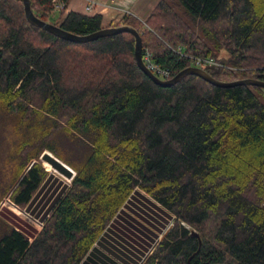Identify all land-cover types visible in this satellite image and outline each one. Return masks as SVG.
Listing matches in <instances>:
<instances>
[{"label": "trees", "instance_id": "16d2710c", "mask_svg": "<svg viewBox=\"0 0 264 264\" xmlns=\"http://www.w3.org/2000/svg\"><path fill=\"white\" fill-rule=\"evenodd\" d=\"M69 2L30 6L76 36L133 28L169 79L204 58L218 64L201 67L215 80L264 82V0H161L143 21L124 15L106 27L101 15L67 12ZM134 49L128 33L57 38L28 22L22 2L0 0V109L18 120L16 152L36 145L10 201L24 210L47 180L44 151L74 171L32 241L0 221V264H81L135 190L173 220L146 264H264V89L193 75L164 88Z\"/></svg>", "mask_w": 264, "mask_h": 264}, {"label": "crops", "instance_id": "0c3cea01", "mask_svg": "<svg viewBox=\"0 0 264 264\" xmlns=\"http://www.w3.org/2000/svg\"><path fill=\"white\" fill-rule=\"evenodd\" d=\"M94 1L104 5L103 12L100 10L101 7L93 12H87V0H70L67 7V12L71 11L89 16L99 14L102 16V26L106 27L109 24H113L117 18H120V11L123 12L124 10L133 14L131 16H133L134 18L143 21L149 16V14L161 0ZM51 185L52 176L49 174L47 180L42 184L39 191L34 195L32 202L28 206H26L23 212H28L27 214L35 218L34 216L37 215V210L40 212L42 207L44 206L45 214L46 209L49 207V204L55 198V196L53 197V193L56 187L50 188ZM37 204L39 205V207L34 212V208L37 206ZM43 215H41V217ZM120 217L122 218H118L117 216L111 221V223L106 228L103 236H101L99 241L94 244L81 264H143L148 256L151 255L155 248V245H151V242L155 241V239L158 238L157 235H155L156 232H149L148 227L135 216H127L129 218L123 216ZM149 217L153 218V216ZM151 218H148V221H150ZM155 219L157 223H161L159 219ZM155 226L160 230L161 226H157V224H155ZM32 227L33 226H30V231L26 228L28 230V233L22 231V233L28 237L29 241H32L35 237H32L33 232H31V229L34 230V228ZM143 232H145L146 236L142 235ZM149 234L151 237L149 236ZM117 236H119L120 238H117ZM127 236H129L130 238H127ZM148 237L151 239H148ZM130 246L132 247L128 248ZM111 250H114L115 254ZM138 250L140 251L139 253Z\"/></svg>", "mask_w": 264, "mask_h": 264}, {"label": "rangeland", "instance_id": "374dc122", "mask_svg": "<svg viewBox=\"0 0 264 264\" xmlns=\"http://www.w3.org/2000/svg\"><path fill=\"white\" fill-rule=\"evenodd\" d=\"M103 9L104 7H102L100 10L103 12ZM219 56L220 58L225 59L226 54L224 52H221ZM18 125L19 124L17 118L11 115H7L5 111L0 109V221L5 222L7 225L11 226L14 229H17V231H23L25 233L28 231L27 229H29L30 231V226H33L32 228H34V230L31 229V232H33L32 237H36L39 231L42 229L43 223L40 222L39 226L34 224L33 220L31 219L32 216L27 214L28 212L24 213L23 210H20L16 206H14L9 198L12 193L11 190L16 183L15 182L13 185L19 165H21L22 162H24L29 156L34 154V151L36 149V145L33 143L31 144V147L24 153L18 154L16 152V147L22 139V137L19 136V133H16V127ZM59 137L60 135H58L57 138ZM60 141L56 140L55 146L58 147L61 152H66V145L65 143L63 144L64 140L60 138ZM41 163L48 174L52 176V185L50 188L56 187L53 193L54 197L55 194H58V192L61 191L63 186L69 185L71 180H68L60 174L56 173L50 167H46V164L44 162L41 161ZM2 204H4V206L1 207ZM38 207L39 205L37 204V206L34 208V212ZM44 211V206L42 207L40 212L37 210V215L34 216V219L41 220V215L44 214ZM120 216H135L148 227L149 232H156L155 235H157L158 238L155 239L156 242H151V245H155V247L157 246V243L162 240V236L166 232V230L169 227L172 228L173 226V220L171 219V217L166 216L163 209L149 196H147L140 190H135L131 194L130 199L125 203V207H122L121 213L118 215V218H122ZM149 216H153V218ZM148 218H151V222L148 221ZM155 218L159 219L161 223H157ZM155 224H157V226H161V229L159 230L158 227L155 226ZM104 233L105 232H103L101 236H103ZM142 235L146 236L145 232H143ZM101 236L98 238L96 243L99 241ZM117 238L120 237L117 236ZM127 238L130 237L127 236ZM148 239L151 238L148 237ZM131 247L132 246L128 248ZM111 251L115 254L114 250ZM139 252L140 251L138 250V253ZM144 263H147V259L144 261Z\"/></svg>", "mask_w": 264, "mask_h": 264}, {"label": "water", "instance_id": "95a60500", "mask_svg": "<svg viewBox=\"0 0 264 264\" xmlns=\"http://www.w3.org/2000/svg\"><path fill=\"white\" fill-rule=\"evenodd\" d=\"M23 3L24 6V12L25 16L29 23L34 25L37 28H40L53 36L72 42V43H89L96 41L100 38L109 37L112 35H117L121 33H128L131 34L135 39V49H134V56H135V62L138 66V68L156 85L161 87H171L175 85L177 82H179L183 77L193 75L196 77H199L200 79L204 80L210 85H213L218 88H232L237 86H255L264 89V82L260 80L255 79H243V80H237L234 82H220L218 80H215L212 78L209 74H207L204 70L197 67H189L186 68L179 73H177L173 78L169 80H160L158 79L151 71H149L146 66L143 64L142 61V53H141V37L138 34L136 30L133 28H130L128 26H119V27H112V28H104L100 31L94 32L92 34H88L85 36H76L73 34H70L68 32L63 31L57 26H54L48 22H44L40 19H38L36 16H34L31 6H30V0H18ZM39 160L42 162L47 163L50 165V167L61 176L65 177L68 180H72L74 177V171L67 166L65 163H63L61 160L56 158L53 154H51L48 151H44L41 156L39 157ZM35 163V161H31L28 166L25 168L15 185L13 186L11 192L16 188V186L21 181L22 177L27 173V171L30 169V167ZM170 230V227L166 230V232L163 234L162 239L165 237L166 233ZM191 236L198 238L199 240V246L201 245L199 234L195 231H191ZM160 242V241H159ZM158 242V243H159ZM187 264H190V259L188 260Z\"/></svg>", "mask_w": 264, "mask_h": 264}, {"label": "built area", "instance_id": "2783aa9c", "mask_svg": "<svg viewBox=\"0 0 264 264\" xmlns=\"http://www.w3.org/2000/svg\"><path fill=\"white\" fill-rule=\"evenodd\" d=\"M100 7L102 8L104 7V5L96 1H93V0H88V4L86 5V11L90 13V12L97 10ZM55 8L56 10L59 9L60 5H55ZM124 15H133V14H131L130 12H127L126 10H124L123 12L120 11V18H117L113 24H120L122 22V18ZM142 61H143V64L146 66V68L149 71H151L157 78L163 81L169 80L170 71L155 65L152 62L151 54L149 52H146L144 55H142ZM192 61L197 68H201L202 66L218 65L213 59L193 58ZM2 206H4V204H2L1 207ZM31 219L33 220L34 224L38 226L40 225L39 220H35L33 217Z\"/></svg>", "mask_w": 264, "mask_h": 264}, {"label": "bare ground", "instance_id": "6f19581e", "mask_svg": "<svg viewBox=\"0 0 264 264\" xmlns=\"http://www.w3.org/2000/svg\"><path fill=\"white\" fill-rule=\"evenodd\" d=\"M45 163V162H44ZM46 164V167H50V165H48L47 163H45ZM51 168V167H50ZM52 169V168H51ZM53 170V169H52Z\"/></svg>", "mask_w": 264, "mask_h": 264}]
</instances>
